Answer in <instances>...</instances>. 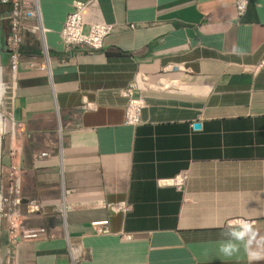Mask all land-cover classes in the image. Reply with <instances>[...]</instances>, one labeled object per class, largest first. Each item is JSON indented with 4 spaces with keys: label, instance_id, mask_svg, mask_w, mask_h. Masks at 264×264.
<instances>
[{
    "label": "crops",
    "instance_id": "crops-1",
    "mask_svg": "<svg viewBox=\"0 0 264 264\" xmlns=\"http://www.w3.org/2000/svg\"><path fill=\"white\" fill-rule=\"evenodd\" d=\"M26 1L11 113L25 211L53 206L58 188L70 209L65 227L24 215L51 237L18 239L13 264H248L219 242L238 219L264 233V0L241 16L234 0H91L84 31L114 28L91 51L59 42L73 0ZM138 75L146 106L127 126L119 92Z\"/></svg>",
    "mask_w": 264,
    "mask_h": 264
},
{
    "label": "built area",
    "instance_id": "built-area-1",
    "mask_svg": "<svg viewBox=\"0 0 264 264\" xmlns=\"http://www.w3.org/2000/svg\"><path fill=\"white\" fill-rule=\"evenodd\" d=\"M92 3L91 0L85 2L73 0L71 10L68 12L61 29L59 30V42L65 51L76 49L78 51L84 50H99L104 44L106 36L113 32V26L103 22H93L89 25L87 32L84 31L85 17L84 11ZM236 13L241 16L247 6V0H234ZM0 6H8L9 12L2 17V20L8 22V33L6 36V50L9 55V66L15 77L18 67L21 62V47L22 36L24 31L29 30L30 26L26 23V18L31 16L28 10L30 2L26 0H0ZM130 29H135V25L130 24ZM37 29V27H34ZM147 86V79L144 75H138L128 86L119 92V95L126 99V106L124 109V124L127 126H135L140 124V112L145 108V100L141 95L135 96L136 91H140ZM84 109H87L84 108ZM44 155V154H43ZM7 174L9 176L7 185L8 198L12 199L11 213L5 214L7 216L8 234L12 242L21 240H39L51 237L46 228L39 227L35 229H24L23 221L24 215L20 211L21 202L25 199L22 195V170L19 164H8ZM187 179L186 173L175 177L170 184L177 189L184 186ZM62 203L59 208V221L65 227L66 215L70 209V205L65 201V196L69 193L68 190L62 188ZM27 214L39 213L43 210V204L37 201L27 203ZM64 206L65 215L62 213L61 207ZM104 207L110 212H126L128 205L125 203L105 204ZM1 212V210H0ZM1 217V213H0ZM98 224L92 223V226ZM101 229L95 230L98 233L107 232V221H103ZM73 264L76 259H72Z\"/></svg>",
    "mask_w": 264,
    "mask_h": 264
},
{
    "label": "rangeland",
    "instance_id": "rangeland-1",
    "mask_svg": "<svg viewBox=\"0 0 264 264\" xmlns=\"http://www.w3.org/2000/svg\"><path fill=\"white\" fill-rule=\"evenodd\" d=\"M0 17H3L1 15ZM4 22L8 28V22L6 20H0V23ZM13 73L11 72L9 66V56L6 57L3 53L0 52V114L3 119L4 129L3 134L1 136V156H0V192L2 195L1 200V217H0V264H13L14 258V251L15 245L17 242H12L8 234V223H7V216L5 214L11 213L9 206H11L12 199L8 198L7 195V185L9 176L7 174V166L8 164H18L16 159V154H14L13 149V141L15 140L14 134V122L11 118L12 113V102H13ZM57 145H59V138L57 139ZM22 188V195L26 197L23 192ZM61 189H57V196L55 197L53 206L50 207H43V210L39 213H47V215H53L59 220V208L60 204L62 203V196L61 202L60 193ZM58 200V201H57ZM25 199L22 200L20 211L23 215H30L27 214L25 211ZM33 214V213H32ZM31 216V215H30ZM28 216V217H30Z\"/></svg>",
    "mask_w": 264,
    "mask_h": 264
},
{
    "label": "clouds",
    "instance_id": "clouds-1",
    "mask_svg": "<svg viewBox=\"0 0 264 264\" xmlns=\"http://www.w3.org/2000/svg\"><path fill=\"white\" fill-rule=\"evenodd\" d=\"M2 131L3 129H0V132ZM221 235L225 239L219 242V252L225 257L238 256L243 249L248 264L264 261V233H261L251 220L238 219L228 225Z\"/></svg>",
    "mask_w": 264,
    "mask_h": 264
},
{
    "label": "bare ground",
    "instance_id": "bare-ground-1",
    "mask_svg": "<svg viewBox=\"0 0 264 264\" xmlns=\"http://www.w3.org/2000/svg\"><path fill=\"white\" fill-rule=\"evenodd\" d=\"M0 129H4V123H3V119H2V116L0 114ZM3 134V131L0 132V156H1V136ZM1 200H2V195H1V192H0V210H1ZM61 210L63 211V209L61 208Z\"/></svg>",
    "mask_w": 264,
    "mask_h": 264
},
{
    "label": "trees",
    "instance_id": "trees-1",
    "mask_svg": "<svg viewBox=\"0 0 264 264\" xmlns=\"http://www.w3.org/2000/svg\"><path fill=\"white\" fill-rule=\"evenodd\" d=\"M9 12V7L8 6H0V16L1 15H6L7 13ZM1 18V17H0ZM0 52L3 53L4 52V49H3V46L0 44Z\"/></svg>",
    "mask_w": 264,
    "mask_h": 264
},
{
    "label": "water",
    "instance_id": "water-1",
    "mask_svg": "<svg viewBox=\"0 0 264 264\" xmlns=\"http://www.w3.org/2000/svg\"><path fill=\"white\" fill-rule=\"evenodd\" d=\"M0 50H1V48H0ZM199 126H198V124H194V128H198Z\"/></svg>",
    "mask_w": 264,
    "mask_h": 264
}]
</instances>
